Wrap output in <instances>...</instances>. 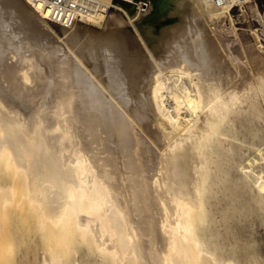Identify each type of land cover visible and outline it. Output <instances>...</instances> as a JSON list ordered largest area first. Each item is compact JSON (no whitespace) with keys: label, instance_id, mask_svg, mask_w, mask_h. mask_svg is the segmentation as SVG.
I'll return each mask as SVG.
<instances>
[{"label":"bare ground","instance_id":"obj_1","mask_svg":"<svg viewBox=\"0 0 264 264\" xmlns=\"http://www.w3.org/2000/svg\"><path fill=\"white\" fill-rule=\"evenodd\" d=\"M235 2L151 0L142 13L103 0L112 14L65 27L0 0V257L21 244L6 209L28 204L39 244L11 264L30 252L35 264L244 262L226 235L231 218L264 214V58L245 73L208 35L204 61L192 40L132 64L172 5L212 20Z\"/></svg>","mask_w":264,"mask_h":264},{"label":"rangeland","instance_id":"obj_2","mask_svg":"<svg viewBox=\"0 0 264 264\" xmlns=\"http://www.w3.org/2000/svg\"><path fill=\"white\" fill-rule=\"evenodd\" d=\"M149 1L151 3V0H149ZM240 1L241 2H235L232 4V7H231L232 9L230 11V15L226 14L219 19L212 18V20H211V17L208 18L209 16L206 13V11L202 12V14H200L197 9H196L197 11L195 10L194 6H192V7L187 6L186 8L180 9L176 5H172L171 9L169 10V19L166 20L167 23L163 24L164 26L161 27V30L158 32H154V36L151 39L146 40L145 42L143 41V43L142 42L139 43V45H140L139 49H141L144 53L143 54L141 53L139 56H137L135 58L136 62H133L132 64L133 65L135 64L136 65L135 67H138V68L140 67V70L146 71L149 68L151 69L153 67V65H154L153 61L155 59L164 58L165 54L171 53L170 50L172 48H173L172 51L173 50L176 51V49L178 47L177 51H183L184 52L186 50L185 52H187L188 46L186 45V43L191 44V43H193L192 40H195L194 43L198 42V44L196 43L197 44V51L200 54V56H199L200 60L204 61V59H205L204 43H206V38H209L212 35V37H214V38L217 37L216 39H218V41L219 40L221 41V42L220 41L219 42L222 44V46L225 50L227 49L226 51L229 54V56L233 57L232 59H234V61H236V62L238 61L237 64L240 63V65L244 67L245 73L249 72L248 74H253V73L257 72L258 68L256 69L254 67V64L252 62V60H253L252 58L259 56V55L262 58H264V0H240ZM113 4H115L117 6L119 5L123 9H129L132 7V6L121 4V3L115 2V1H113ZM192 9L195 10V12H192L193 11ZM183 10H185V11H183ZM114 11H115V9L112 8L105 15H108V14L110 15ZM196 12H198V13L196 14ZM202 16H204V17L206 16V17L203 18ZM196 17L198 18V20ZM192 18H193V20H192ZM200 18H202L203 22L201 21ZM206 19H208V20H206ZM200 21L202 23H200ZM199 23L200 24L204 23L203 25H200L203 27H200ZM206 24H208L209 26ZM195 25L197 27L195 29L196 30L198 29V31L194 30L193 27H195ZM177 26L179 28H177ZM186 26H187V28H186ZM96 29L100 30V28H96ZM185 32H187V33L184 34ZM190 33L191 34L194 33L193 34L194 38L192 37V35H190ZM173 34H176V35L174 36ZM169 35H171V36H169ZM208 35H209V37H208ZM182 36H183V38H182ZM199 36L202 37L205 42ZM255 36H257V37H255ZM167 37H168V39H167ZM186 37H189V38H186ZM190 37H192V39H190ZM195 37H196V39H195ZM204 37H206V38H204ZM184 38H186V39H184ZM46 39H47L46 41L49 43V45H53L55 43L64 44L65 36H61L57 39H54V38H52L51 35H48L46 37ZM155 39H157V40H155ZM173 39H174V42H173ZM180 39H182L181 41L185 40V42L183 41L184 44H183V42L180 41ZM187 39H190L192 42L187 40ZM199 39H200V41H199ZM196 40H198V41H196ZM257 40L259 43H257ZM165 44H169V45H165ZM174 44H175V49H174ZM179 44H182V45H179ZM143 45H144L145 50L148 47L147 51H145L143 49ZM247 45L250 47H248ZM243 46H245V47L247 46V47L244 48ZM252 47L254 49H250ZM164 48H166V49L164 50ZM168 48H170V49L168 50ZM237 49L241 52H238ZM244 50H246V51H244ZM249 50L250 51L254 50V52H250ZM147 52H149V53L151 52V54H152L151 57L148 56L150 54H148ZM246 52H247V54H246ZM245 55L246 56L248 55V56L246 57ZM19 56H21V54L18 53V56L15 57V60H17ZM34 57H32V58H34ZM199 57H198V59H199ZM152 59H153V61H152ZM150 61L153 63L151 64ZM244 61H245V63H244ZM144 64H146V65L143 66ZM246 64H248L249 66H247ZM137 65H139V66H137ZM145 67H149V68H145ZM245 68H246V70H245ZM25 70L29 73V75H32V76L34 75L33 67H31V68L29 67L27 69L25 68ZM260 106L264 110V103H262ZM184 115H186V114H184ZM11 174H14V173L12 172ZM22 194H23V188L18 187V190L16 193V200L17 201H19L22 198V196H21ZM20 209H22V210H20ZM6 210L8 212V216L5 217L6 218L5 222L7 220L6 224L8 226L10 224L12 225L13 232L16 233V239H18V242H20L21 244L18 246V244L15 243L12 245L11 249L4 252L3 257L2 256L0 257V259L4 258L3 259L4 261L1 260L0 264H3L2 262H4L5 264H11V261L14 258H17L18 253L22 249L33 251V249L39 244L38 239H35V236H34L35 232H36V230L34 228V224H35V220H36L35 219V215H36L35 213H37L36 212L37 210L30 208L28 206V204H25L22 208L16 209L15 207H10V208H7ZM252 214H254V215H252ZM263 218H264V214L260 213L259 211L258 212L254 211V212H248V214L244 213L240 218H231L230 221L228 222V223H230L229 224L230 230L228 229L229 233L226 236L229 238V235H230V237H232V235L236 234V237L239 238V239L237 238L239 240L238 245H241L243 247L242 248L240 246L242 250H244L245 252L247 251L246 255H244L245 252L243 254L242 250L239 251L240 254L238 253V257L241 258L242 261L244 260V262H246V263L243 262L242 264H260V263L264 264V219ZM242 219H243V221H242ZM235 220H236V222H235ZM15 224H18L17 225L18 229H17V226ZM232 224H233V226H232ZM232 228H233V231H232ZM221 230L224 231L223 228ZM236 232H238L240 234H238ZM237 234H238V236H237ZM19 236H21L22 238L19 239L20 238ZM23 240L26 243L25 245H22V244H24ZM252 243L253 244L255 243L254 244L255 246ZM250 244L252 246H250ZM253 246H254V248H253ZM251 247L253 248V250ZM9 252H10V254H9ZM12 254H13V256H12ZM249 255H251V256H249ZM25 257H27L26 259L24 258L25 262L27 261V263H29V264L34 263L35 257H34V254H32V252L28 253V255ZM9 258H11V259H9ZM260 259H261V261L259 262ZM250 261H252V262H250Z\"/></svg>","mask_w":264,"mask_h":264},{"label":"built area","instance_id":"obj_3","mask_svg":"<svg viewBox=\"0 0 264 264\" xmlns=\"http://www.w3.org/2000/svg\"><path fill=\"white\" fill-rule=\"evenodd\" d=\"M42 17L61 26L70 27L82 22L93 14H106L111 6L104 5L103 0H27ZM128 6H134L138 12H145L149 0H113ZM218 5H224L229 0H214Z\"/></svg>","mask_w":264,"mask_h":264}]
</instances>
